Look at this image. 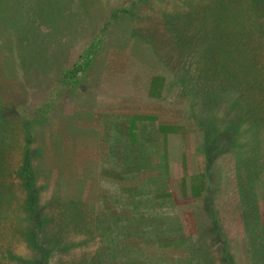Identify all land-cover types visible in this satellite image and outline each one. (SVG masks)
Returning <instances> with one entry per match:
<instances>
[{
  "label": "rangeland",
  "instance_id": "374dc122",
  "mask_svg": "<svg viewBox=\"0 0 264 264\" xmlns=\"http://www.w3.org/2000/svg\"><path fill=\"white\" fill-rule=\"evenodd\" d=\"M0 149V264H264V0H0Z\"/></svg>",
  "mask_w": 264,
  "mask_h": 264
},
{
  "label": "trees",
  "instance_id": "16d2710c",
  "mask_svg": "<svg viewBox=\"0 0 264 264\" xmlns=\"http://www.w3.org/2000/svg\"><path fill=\"white\" fill-rule=\"evenodd\" d=\"M184 38V37H183ZM177 44V42H176ZM179 46V45H178ZM88 55H85V58H83L76 66V69L74 71H67V75L70 77H74L78 74L80 70L83 69V64L88 61ZM2 151V149H0ZM31 169V165L27 164V166H24L21 170L20 176L22 177L25 187L28 191V201L26 205V209L29 211L30 216L32 219H39V214H42L45 210V207H43L39 201V191L37 189L36 185V180L34 179V176L31 172H29ZM34 220V221H35ZM41 226V224H40ZM38 233V232H37ZM94 236L91 237L93 239ZM89 239H86L82 244H86ZM33 243H39V246L44 249L45 254L48 256L53 254L57 250V246L54 248L48 245V240L44 234H39L33 236L32 239ZM69 247V246H68ZM61 249V248H60ZM69 250L67 247L63 249V251ZM105 257L113 258V257H120L118 253L115 252V250H112L107 247V243L105 242L104 244L100 245L95 252V257H93L95 264H104L105 262L103 261V258ZM106 260V259H105ZM85 262V260L83 261Z\"/></svg>",
  "mask_w": 264,
  "mask_h": 264
}]
</instances>
